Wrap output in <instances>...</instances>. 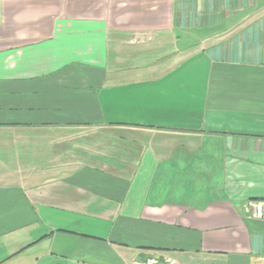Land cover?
Instances as JSON below:
<instances>
[{
	"label": "crops",
	"instance_id": "1",
	"mask_svg": "<svg viewBox=\"0 0 264 264\" xmlns=\"http://www.w3.org/2000/svg\"><path fill=\"white\" fill-rule=\"evenodd\" d=\"M264 0H0V264H264Z\"/></svg>",
	"mask_w": 264,
	"mask_h": 264
},
{
	"label": "built area",
	"instance_id": "2",
	"mask_svg": "<svg viewBox=\"0 0 264 264\" xmlns=\"http://www.w3.org/2000/svg\"><path fill=\"white\" fill-rule=\"evenodd\" d=\"M245 212L256 221H264V200L249 202L245 206Z\"/></svg>",
	"mask_w": 264,
	"mask_h": 264
}]
</instances>
